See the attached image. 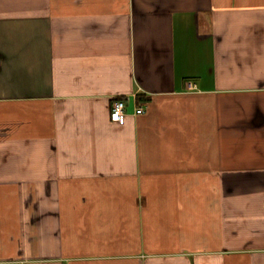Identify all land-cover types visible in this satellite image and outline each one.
Instances as JSON below:
<instances>
[{
    "label": "crops",
    "instance_id": "obj_1",
    "mask_svg": "<svg viewBox=\"0 0 264 264\" xmlns=\"http://www.w3.org/2000/svg\"><path fill=\"white\" fill-rule=\"evenodd\" d=\"M0 264H264V0H0Z\"/></svg>",
    "mask_w": 264,
    "mask_h": 264
},
{
    "label": "built area",
    "instance_id": "obj_2",
    "mask_svg": "<svg viewBox=\"0 0 264 264\" xmlns=\"http://www.w3.org/2000/svg\"><path fill=\"white\" fill-rule=\"evenodd\" d=\"M195 86H193L192 84L189 85V88H194ZM127 104L124 100L121 99H117L112 103L111 106V121L114 123L117 122H122L125 117H126V113H125V108H126ZM144 113V109L143 108H139L136 111V114H142Z\"/></svg>",
    "mask_w": 264,
    "mask_h": 264
}]
</instances>
